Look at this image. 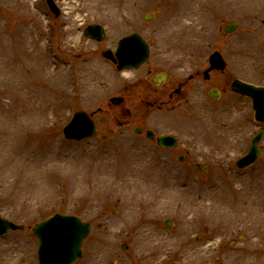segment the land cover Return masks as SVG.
Wrapping results in <instances>:
<instances>
[{"label": "rangeland", "instance_id": "obj_1", "mask_svg": "<svg viewBox=\"0 0 264 264\" xmlns=\"http://www.w3.org/2000/svg\"><path fill=\"white\" fill-rule=\"evenodd\" d=\"M54 1L59 17L47 0H0V216L26 228L0 239V264H38L32 228L55 214L91 225L76 264H264V140L240 171L249 146L220 128L227 113L253 119L249 102H205L221 132L205 129V176L102 116L97 137L63 136L77 111L106 107L120 91L124 77L101 54L122 38L143 34L157 54L179 36L212 44L235 23L223 43L233 53L263 26L264 0ZM89 25L104 28L103 42L84 36Z\"/></svg>", "mask_w": 264, "mask_h": 264}, {"label": "flooded vegetation", "instance_id": "obj_2", "mask_svg": "<svg viewBox=\"0 0 264 264\" xmlns=\"http://www.w3.org/2000/svg\"><path fill=\"white\" fill-rule=\"evenodd\" d=\"M254 10L257 8L252 12ZM260 10L264 12V8ZM151 18L152 15H148L145 20L150 21ZM257 28L255 34H247L239 40L233 53L224 51V40L232 35H225L224 30L217 32L212 44L206 34L204 39L195 36L194 46L181 45L186 36L176 37L172 41L176 45L160 49L157 54L150 40L138 33L148 45L149 56L138 68L124 71L117 70V65L110 62L124 81L106 107L89 113L97 130L101 128L99 117H105V120L115 122L121 134L132 132L150 147L167 152L168 161L175 159L181 166L192 163L196 174L209 175L210 167L205 164L212 160L213 154L207 151L205 157V129L215 127L210 124L215 123L213 117L217 114L205 112V102L244 100L251 104L233 85L241 82L264 88V21L263 26ZM215 53H219L223 60L219 69L213 68L210 61ZM112 98L119 100V104L113 105L110 102ZM252 124L253 119H247V115L227 113L222 117L220 128L233 130L234 138L229 139L235 140L240 147L250 148L254 137L264 129V125L255 122L256 130L249 136ZM217 133L221 134L218 129ZM161 136H172L175 145H160L158 138ZM102 138L106 140L105 136ZM263 140L264 136L259 148Z\"/></svg>", "mask_w": 264, "mask_h": 264}, {"label": "water", "instance_id": "obj_3", "mask_svg": "<svg viewBox=\"0 0 264 264\" xmlns=\"http://www.w3.org/2000/svg\"><path fill=\"white\" fill-rule=\"evenodd\" d=\"M48 6L52 12L59 16L60 11L53 0H47ZM237 28L236 25H230L226 28V33H231ZM85 36L96 41H102L105 38V32L99 25H91L86 28ZM103 57L111 59L114 63L119 61V69L126 67H138L148 57V47L138 35H132L119 42L116 58L110 51L103 53ZM221 56L216 53L211 61L221 62ZM222 67V66H221ZM218 68V67H217ZM234 89L248 96L253 102L256 120L264 123V89H257L252 86L235 83ZM113 103H119V100H112ZM65 138L68 140L81 141L96 135V124L84 112H77L72 121L64 129ZM260 133L252 142L249 153L246 157L237 163V167L245 168L253 164L259 155L258 143L261 140ZM159 144L162 146H174V139L169 137H160ZM167 227L172 223L165 221ZM23 230V227L0 217V237L8 231ZM33 234L39 243L38 259L39 264H74L82 257L81 247L85 239L90 234V225L83 223L74 216L55 215L46 221L37 224L33 228ZM123 248H127L123 245Z\"/></svg>", "mask_w": 264, "mask_h": 264}, {"label": "bare ground", "instance_id": "obj_4", "mask_svg": "<svg viewBox=\"0 0 264 264\" xmlns=\"http://www.w3.org/2000/svg\"><path fill=\"white\" fill-rule=\"evenodd\" d=\"M94 1H95V3L100 4L101 2L103 3V2L106 1V0H94Z\"/></svg>", "mask_w": 264, "mask_h": 264}]
</instances>
